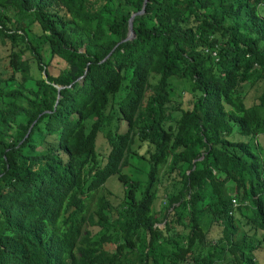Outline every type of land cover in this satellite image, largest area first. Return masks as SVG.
I'll return each instance as SVG.
<instances>
[{
  "label": "trees",
  "instance_id": "1",
  "mask_svg": "<svg viewBox=\"0 0 264 264\" xmlns=\"http://www.w3.org/2000/svg\"><path fill=\"white\" fill-rule=\"evenodd\" d=\"M144 3L0 0V264H264V0Z\"/></svg>",
  "mask_w": 264,
  "mask_h": 264
},
{
  "label": "rangeland",
  "instance_id": "2",
  "mask_svg": "<svg viewBox=\"0 0 264 264\" xmlns=\"http://www.w3.org/2000/svg\"><path fill=\"white\" fill-rule=\"evenodd\" d=\"M7 51H6V46H4L3 44L0 43V74H2L3 76L9 75L10 71L6 68V64H7ZM33 74L35 76H38L39 70L37 69L36 65L33 66ZM31 85H33V82L31 83ZM180 92H181V84L177 83L174 89L173 94L176 97H180ZM234 137L236 139L239 140H249V138H247V136L242 135L240 132L236 131L234 133ZM256 143L260 144V148H261V154L264 157V133L259 134L257 136V138L253 141ZM140 176H143V174H139ZM107 186L109 188L115 189L117 191H119L118 189L115 188V180H111L107 183ZM162 194V193H161ZM161 206L160 204V200L157 201L156 203V207L159 208ZM222 227L220 226H215L213 227V231L214 233H220L221 232ZM258 240L262 241V244L264 245V232H260L257 236Z\"/></svg>",
  "mask_w": 264,
  "mask_h": 264
},
{
  "label": "water",
  "instance_id": "3",
  "mask_svg": "<svg viewBox=\"0 0 264 264\" xmlns=\"http://www.w3.org/2000/svg\"><path fill=\"white\" fill-rule=\"evenodd\" d=\"M146 1H147V0H145V3H144V9H143L141 12H143V11L145 10V7H146ZM141 12H134V13L132 14V17H131V19H130V31H129V34H128V36L126 37L125 40L133 39V38L135 37V30H134V27H133V22H134V18H135V16H136L137 14L141 13ZM84 76H85V75H83L80 79L84 78ZM57 87H58L59 90L62 88V86H60V85H57ZM27 135H28V134H27Z\"/></svg>",
  "mask_w": 264,
  "mask_h": 264
}]
</instances>
